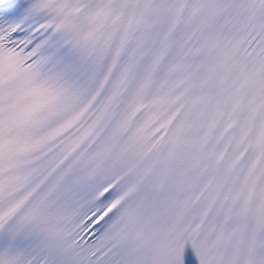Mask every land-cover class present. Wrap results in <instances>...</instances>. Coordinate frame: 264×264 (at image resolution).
Returning <instances> with one entry per match:
<instances>
[{"label": "snow or ice", "instance_id": "snow-or-ice-1", "mask_svg": "<svg viewBox=\"0 0 264 264\" xmlns=\"http://www.w3.org/2000/svg\"><path fill=\"white\" fill-rule=\"evenodd\" d=\"M0 264H264V0H0Z\"/></svg>", "mask_w": 264, "mask_h": 264}]
</instances>
